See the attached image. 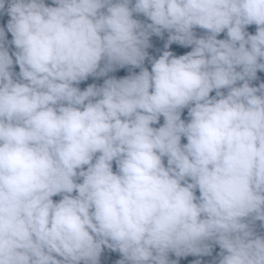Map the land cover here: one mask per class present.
I'll return each instance as SVG.
<instances>
[{
  "label": "clouds",
  "instance_id": "9594fccd",
  "mask_svg": "<svg viewBox=\"0 0 264 264\" xmlns=\"http://www.w3.org/2000/svg\"><path fill=\"white\" fill-rule=\"evenodd\" d=\"M0 264H264V0H0Z\"/></svg>",
  "mask_w": 264,
  "mask_h": 264
},
{
  "label": "trees",
  "instance_id": "16d2710c",
  "mask_svg": "<svg viewBox=\"0 0 264 264\" xmlns=\"http://www.w3.org/2000/svg\"><path fill=\"white\" fill-rule=\"evenodd\" d=\"M122 74V73H121Z\"/></svg>",
  "mask_w": 264,
  "mask_h": 264
}]
</instances>
